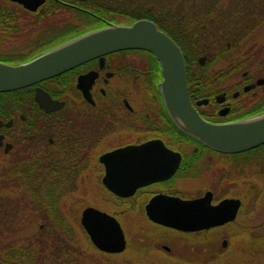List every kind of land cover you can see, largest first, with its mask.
I'll use <instances>...</instances> for the list:
<instances>
[{"label":"flooded vegetation","instance_id":"af4514ba","mask_svg":"<svg viewBox=\"0 0 264 264\" xmlns=\"http://www.w3.org/2000/svg\"><path fill=\"white\" fill-rule=\"evenodd\" d=\"M175 1L170 6L189 7L186 13L170 10L186 24L181 34L191 41L214 34L264 43V0ZM133 5L129 0H45L32 10L19 1L0 0V61L26 63L84 32L131 24L140 18L139 8L130 11ZM70 11L83 16L55 14ZM181 49L191 102L206 120L229 123L264 113V59L241 63L235 48ZM162 76L151 50L127 48L0 92V232L6 219L28 229L33 217L41 232L50 227L61 233L54 241L33 239L30 233L24 239H0V264H80L79 233L87 207L116 217L126 238L122 252H108L87 235L99 260L206 263L239 248L241 233L251 243L263 237L264 144L224 151L183 131L166 106ZM155 198L161 206L172 198H202L212 208L228 200L225 205L232 208L226 212L237 210L223 224L184 231L150 218L148 206ZM156 229L170 235L153 238ZM138 230L147 234L133 240ZM195 243L204 244L205 261L188 252Z\"/></svg>","mask_w":264,"mask_h":264},{"label":"water","instance_id":"95a60500","mask_svg":"<svg viewBox=\"0 0 264 264\" xmlns=\"http://www.w3.org/2000/svg\"><path fill=\"white\" fill-rule=\"evenodd\" d=\"M15 1L36 10L45 0ZM127 48L151 50L160 61L163 75L161 91L180 129L224 151H243L264 144V113L220 124L211 123L201 116L190 99L185 60L180 46L153 20L147 18L138 19L129 25L110 24L88 31L26 63L13 65L0 61V92L33 84L96 57L103 60L105 54ZM132 149L129 147L128 150ZM106 183L115 189L112 182ZM227 201L212 208L202 198H172L161 206L158 203L162 201L155 198L150 202L148 211L150 218L160 224L184 231L199 230L235 218L237 209L226 212L225 208H232L225 205ZM82 225L98 248L108 252H121L125 249V234L116 217L98 208L87 207L82 214Z\"/></svg>","mask_w":264,"mask_h":264},{"label":"rangeland","instance_id":"374dc122","mask_svg":"<svg viewBox=\"0 0 264 264\" xmlns=\"http://www.w3.org/2000/svg\"><path fill=\"white\" fill-rule=\"evenodd\" d=\"M141 1V4L139 5L138 3ZM130 3H132V8H139V6H142L144 4H148L152 6H157V8H161V6L163 7H169V9L174 8L175 10H177V12L180 13H186L189 10V7L186 6H177L179 4H175V6H170L172 3H175V0H129ZM180 2H183L182 0H180ZM56 15H62V16H68V15H75V16H83L81 13L80 15H77L76 13H73L70 11V13H55ZM82 20V19H81ZM80 20V21H81ZM56 26V25H55ZM56 28V27H55ZM55 30H58V28H56ZM53 30H50V33ZM261 41H264V39H262ZM260 51H261V47H260ZM264 59V53L259 52L257 60L261 61ZM31 218L30 221V227L28 229H22L20 228V224H14V222L9 219H6L1 227V232H0V239L3 240V242H7L11 239H24L26 238L27 234L30 233V236L33 237V239H36V237L43 239V240H48V241H54L56 240L54 237H49L52 236L53 233H55L54 231L51 230V228H47L45 232H41L38 226V219L37 218H33V217H29ZM20 219V217H19ZM18 219V220H19ZM144 223L146 224V222L144 221ZM157 231H152V234H154L155 236H153V238H157L156 236L159 235H170V232L167 230H163V229H156ZM143 234H147L146 231H142V230H138L135 232H132V239H143ZM263 237L259 236L257 238L256 243H251L249 242L250 238L248 236H246V233L244 234H240V236L238 237V245L239 248L234 250H231L230 252H228L227 254L223 255L221 258H215V260H212L210 262H206V263H192V264H264V251L262 250L264 247V233L261 234ZM151 239V238H149ZM174 241V240H173ZM174 243H176L174 241ZM214 245V243H212ZM201 243H195L193 246L194 248L192 249L190 246V250H188V252H191V255H193L194 260L200 261L201 259H203L204 261L206 260L204 257L202 256H206V254L203 251ZM209 245V244H208ZM212 245L209 246V249H217V248H212ZM216 247V246H215ZM262 247V249H261ZM184 252L187 251V245L183 244L181 245V248ZM89 250H91L89 255H85V256H80V264H137V263H130L129 260H127V258L125 257H118V259H116V262H113L107 259H96V257L94 256V253L92 251V248L90 246ZM181 251V250H180ZM215 255V254H213ZM197 256V257H195ZM208 260V259H207ZM154 264H168L162 261H157Z\"/></svg>","mask_w":264,"mask_h":264},{"label":"trees","instance_id":"16d2710c","mask_svg":"<svg viewBox=\"0 0 264 264\" xmlns=\"http://www.w3.org/2000/svg\"><path fill=\"white\" fill-rule=\"evenodd\" d=\"M130 11L132 7H129ZM138 10L137 8H134ZM140 14L137 15L138 17H148L152 20H154L160 27H162L168 34H170L181 46L183 49L185 48H190V46H196V47H225V48H230L233 49L235 48L238 52H240V62L241 63H255L258 62L256 56L259 54L260 47H261V52L264 53V43L262 45L257 46L256 39L253 37H244L241 38L240 40H224L222 38H219L215 36L214 34H208L204 35L203 38L199 40L192 39V41L186 37H184L182 32L184 33V28L186 26L185 23H181L177 21L171 13V10L169 7H163L157 8V6H152L148 4H144L139 7ZM49 14H52L49 13ZM177 28L181 29L178 30ZM193 37V36H192ZM192 42L191 45H189V42ZM232 42V45L229 47L226 44H223L224 42ZM260 46V47H259ZM229 53H226L227 58H232V56H227ZM55 233L52 234V236L49 237H54L55 239H60V231L57 232L56 230L54 231ZM79 240H80V245H79V252L81 256L89 255L91 256L90 253L91 250H89L90 245L88 243V236L84 232V230H80L79 233ZM68 249V248H67ZM113 262H116L114 260ZM118 263V262H116ZM119 264V263H118Z\"/></svg>","mask_w":264,"mask_h":264}]
</instances>
